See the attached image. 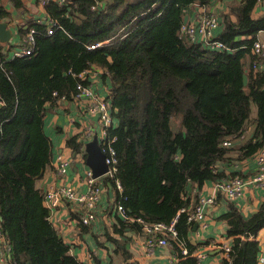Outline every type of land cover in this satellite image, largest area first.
<instances>
[{"label":"trees","instance_id":"16d2710c","mask_svg":"<svg viewBox=\"0 0 264 264\" xmlns=\"http://www.w3.org/2000/svg\"><path fill=\"white\" fill-rule=\"evenodd\" d=\"M216 1L67 0L60 5L49 0L45 16L60 28L47 34L46 24L30 22L17 33L34 31L30 55L7 59L11 43L0 50V234L11 247L13 264H85L69 253L49 222L44 193L35 183L52 155L44 130L46 104L61 96L69 101L78 83L87 84L78 75L92 68L109 74L108 98L117 120L106 130L116 172L104 184L115 189L114 202L124 218L115 216L111 225L121 239L106 237L122 248L128 264H139L124 247L125 234L144 235L146 225L175 219L176 239L168 240L172 254L178 264H197L200 244L188 238L194 224L187 218L193 209L188 184L201 188L233 173L246 177L251 173L226 171L220 163L233 167L230 153L250 158L264 146V73L252 70V46L264 34V13L254 17L253 11L257 4L264 7V0H236L217 11L221 31L215 39L223 49H210L182 32V9L195 4L200 14H209ZM6 14L0 0V18ZM97 42L102 44L87 49ZM176 118L179 127L173 131ZM249 124L252 134L240 143ZM78 139L77 134L66 141L75 155L81 152ZM226 139L232 146H223ZM76 215L80 227L90 225ZM221 218L230 243L229 250L221 249L219 264H258L255 238L264 227V199L248 217L229 201Z\"/></svg>","mask_w":264,"mask_h":264},{"label":"crops","instance_id":"0c3cea01","mask_svg":"<svg viewBox=\"0 0 264 264\" xmlns=\"http://www.w3.org/2000/svg\"><path fill=\"white\" fill-rule=\"evenodd\" d=\"M232 1L236 0H217L212 5L211 9H215L219 12L225 11ZM31 4V0H21V5L15 7L11 0H2L3 10H5L7 14L4 18H0V20L6 22L7 27L12 31L11 41L14 42L18 39L17 33L19 28L13 30V28L8 25L15 14L27 12L26 15L28 16L25 18H28V20L21 25L23 27H27L30 22H35L39 16L45 15V4L42 5L43 8L41 9H34ZM198 11L199 8L195 4L183 8V20L184 16H186V23L193 24ZM262 13H264V7L262 4H257L253 11V16L257 17ZM220 31L221 29L217 28L214 31V36H218ZM259 35V39L264 43V34L261 33ZM11 41L9 43H11ZM0 50L2 51L1 46ZM94 71L96 72V77L92 78L89 83L96 94L107 97L111 107L110 99L108 98L111 85L109 74L106 70L101 68H96ZM251 114V118H254L256 114L255 107L252 108ZM43 118L44 130L49 137L52 147V155L50 163L44 169L42 176L38 177L36 180V187L44 193L48 188L56 184L59 177L54 171V166L56 158L59 155L71 159L67 169V180L69 183L79 190H86L88 186L82 178L84 176L83 165L80 164L77 158H75V161H72L75 153L72 152V149L67 145L66 141L68 138L77 135L84 125L94 124V119L90 118L84 111V107L81 108L73 98L69 101L66 99L62 102L58 101L54 105L46 104ZM113 118L115 126L117 120L114 116ZM252 130L253 125L249 124L241 140L239 139L240 143L251 136ZM230 154L232 156L231 158H233L232 162L235 164L236 171L243 175L254 172L256 166L254 157L240 158L237 157V153ZM220 165L222 168L226 166V171L233 169V167H228L225 163H220ZM110 186L108 187L104 184V192L100 196L98 203V216L87 228L78 225L77 215L70 211L69 204L63 203L59 207L52 209L48 207L43 199V206L48 209L49 222L58 231V236L69 246V253L85 264H128V261L123 259L122 248L115 245L112 241L113 238H121L119 235L113 233L111 225L115 218L112 217L113 214L110 209L109 211L107 210L110 205L112 206L115 203V189ZM115 187L118 190L116 184ZM186 196L189 199L191 207H194L197 200L202 196H216L214 204L205 206V227L202 228L198 224L196 230L192 228L188 238L190 242L200 244L197 251L194 253L195 257L197 254L200 255L199 259L196 257L197 264H219L223 256L221 249L223 246H229L230 243V238L226 235V223L221 218V215L228 210L230 200L226 199L222 194L216 193L214 183L210 181L205 182L201 188H197V186L192 183L188 184ZM263 199L264 189L258 188L252 190L249 188L245 193V197L238 202L240 204L238 206L239 211L244 217H248L256 210ZM110 212L111 215L109 214ZM106 233H109L112 239L107 238ZM125 235L128 240L125 241L124 247L132 255L131 260H136L139 264H170L172 251L169 246L164 248L156 247L148 251L144 248V243L146 241L145 234L143 235L131 231L127 232ZM5 251L4 264H13L11 247L9 253L7 248H5ZM0 263L2 264L3 261H0ZM27 264L29 263L27 262ZM258 264H264V255H260V253L258 254Z\"/></svg>","mask_w":264,"mask_h":264},{"label":"built area","instance_id":"2783aa9c","mask_svg":"<svg viewBox=\"0 0 264 264\" xmlns=\"http://www.w3.org/2000/svg\"><path fill=\"white\" fill-rule=\"evenodd\" d=\"M43 4L49 0H40ZM60 5L67 4V0H54ZM216 12V13H215ZM210 12L209 14L196 15L195 22L193 24H184L182 32L186 34L191 41L203 44L210 49H223V44L215 39L214 31L219 27L220 20L218 12ZM39 24H46L47 34H52L56 29L60 28L57 25L56 20L48 18L45 15H41L36 19ZM34 31H29L26 36L19 37L12 43V47L7 52V59L13 57H23L30 55L33 50L32 44L34 43ZM102 42H97L87 45V49H95L99 47ZM6 46L8 44H5ZM5 45H2L5 49ZM252 53L255 55V60L252 62L253 72L264 73V43L257 39L252 46ZM95 68L86 69L81 72L78 77L81 80H87V84L82 82L76 85V90L73 95V100L76 101L81 108L84 107V111L90 118L94 119V124L84 125L82 130L78 133L81 142V152L74 155L72 161L75 158L79 159L80 164L83 165L82 177L87 184L86 190H79L75 186L69 183L67 180V169L71 162V159L57 156L54 171L58 175L59 179L56 184L48 188L44 192V200L48 207L55 209L63 203L69 204L70 211L72 213H78L80 223L88 225L95 221L98 216V203L100 196L104 192L105 178H113L116 172V158L113 148L111 147V140L106 139L107 128L114 126L112 109L109 105L107 97L100 96L95 93L89 83L92 78L96 77ZM264 88V86H263ZM65 100L64 96L57 99L56 102H62ZM1 104V102H0ZM94 138H97V142L101 153L104 155V163L107 166V171L97 177L93 176L91 168L86 165V151L85 145ZM223 146H232L230 140L223 141ZM85 155V157H83ZM256 162L254 172L246 177H242L239 174H232L220 181L214 183L216 193L222 194L226 199L233 201L237 206L240 199L245 197L246 191L251 188L264 189V146L261 147L253 156ZM235 170V165L233 166ZM119 188L118 181H114ZM216 196L200 197L197 203L192 207V211L188 214V221L199 224L202 228L205 227V206L214 204ZM191 206H189L190 208ZM109 209V207H108ZM110 211L113 216H121L124 218L123 208L119 204H113L110 207ZM183 211V209L181 210ZM110 212V213H111ZM175 219L169 224L153 223L144 227L145 234L148 237L145 239L144 248L148 251L153 250L156 247L169 246V239H176V230L174 228ZM256 241L259 244V253L264 255V227L258 232ZM225 250H229L228 246H223ZM5 248L8 253L10 252V246L5 242L4 238L0 234V261L5 263ZM188 249L183 247L181 250L182 255H186ZM196 257L199 259L200 255ZM9 260V257H8ZM178 258L172 254L170 264H178ZM1 264V263H0Z\"/></svg>","mask_w":264,"mask_h":264},{"label":"water","instance_id":"95a60500","mask_svg":"<svg viewBox=\"0 0 264 264\" xmlns=\"http://www.w3.org/2000/svg\"><path fill=\"white\" fill-rule=\"evenodd\" d=\"M187 17L184 16L183 24H186ZM12 40V31L7 27V23L0 20V45L8 44ZM243 84H247V76L243 75ZM116 113V112H115ZM86 164L91 168L93 176L97 177L107 171L104 163V155L101 153L97 138H94L85 145ZM197 223L193 224V230H196Z\"/></svg>","mask_w":264,"mask_h":264},{"label":"rangeland","instance_id":"374dc122","mask_svg":"<svg viewBox=\"0 0 264 264\" xmlns=\"http://www.w3.org/2000/svg\"><path fill=\"white\" fill-rule=\"evenodd\" d=\"M31 1H32L31 6L34 9H41V8H43L42 7L43 3L40 0H31ZM213 10H215V9H213ZM26 14H27V12L26 13H23V14H20V13L15 14L11 18V22H9L8 25L11 26L13 28V30L16 29V28H19L22 24H24L28 20V18H25V17L28 16ZM10 23H11V25H10ZM11 43H13V41H11ZM2 51L5 52L6 50L3 48ZM10 59H12V58H10ZM253 107H254V105H252V108ZM178 127H179V121H178V119L177 118L176 119H173L172 122H171V128H172V130L175 131L176 129H178ZM107 210H108V208H107ZM109 214L111 215V213H109ZM112 217H114V216H112Z\"/></svg>","mask_w":264,"mask_h":264},{"label":"clouds","instance_id":"9594fccd","mask_svg":"<svg viewBox=\"0 0 264 264\" xmlns=\"http://www.w3.org/2000/svg\"><path fill=\"white\" fill-rule=\"evenodd\" d=\"M9 44V43H8ZM2 46V45H1Z\"/></svg>","mask_w":264,"mask_h":264}]
</instances>
